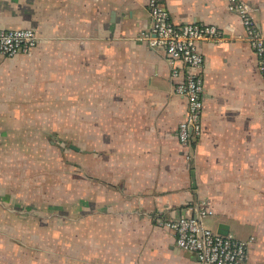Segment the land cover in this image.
Here are the masks:
<instances>
[{"label":"crops","instance_id":"0c3cea01","mask_svg":"<svg viewBox=\"0 0 264 264\" xmlns=\"http://www.w3.org/2000/svg\"><path fill=\"white\" fill-rule=\"evenodd\" d=\"M162 1L175 24H216L224 36L201 46L203 132L190 144L178 139L187 98L166 52L138 38L149 0H0V27L39 35L31 53L0 55V143L25 129L46 145L51 127L71 149L70 193L40 220L39 264H200L159 221L201 203L213 230L253 235L247 264H264L258 55L226 0ZM246 1L264 31V0Z\"/></svg>","mask_w":264,"mask_h":264},{"label":"built area","instance_id":"2783aa9c","mask_svg":"<svg viewBox=\"0 0 264 264\" xmlns=\"http://www.w3.org/2000/svg\"><path fill=\"white\" fill-rule=\"evenodd\" d=\"M227 7L236 12L243 25V37L258 55L259 68L264 73V31L258 27L252 5L246 0H226ZM151 22L138 38L148 48H162L171 65V78L176 93L187 98V110L178 127V139L190 144L203 132L205 42L224 39L216 24L187 22L175 24L162 0H149ZM39 35L31 27H0V55L29 54L37 46ZM176 217L161 218V226L170 230L177 245L195 252L200 264H247L249 249L255 237L239 238L232 233L223 235L208 227L204 219L213 213L206 203L188 206Z\"/></svg>","mask_w":264,"mask_h":264},{"label":"rangeland","instance_id":"374dc122","mask_svg":"<svg viewBox=\"0 0 264 264\" xmlns=\"http://www.w3.org/2000/svg\"><path fill=\"white\" fill-rule=\"evenodd\" d=\"M8 131L0 143V264H8V256L13 264H30L32 259L39 264L41 247L46 246L40 220L46 211L49 218L56 212L63 192L70 193L71 149L51 127L46 145L39 130ZM213 219L205 222L215 229Z\"/></svg>","mask_w":264,"mask_h":264},{"label":"water","instance_id":"95a60500","mask_svg":"<svg viewBox=\"0 0 264 264\" xmlns=\"http://www.w3.org/2000/svg\"><path fill=\"white\" fill-rule=\"evenodd\" d=\"M217 232H219V233H221V234H223V235H227V234H229V233H230L229 225L226 224V223L221 222V223L219 224V227H218Z\"/></svg>","mask_w":264,"mask_h":264}]
</instances>
